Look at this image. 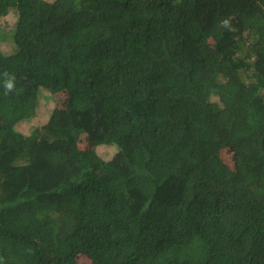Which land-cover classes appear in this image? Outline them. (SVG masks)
I'll list each match as a JSON object with an SVG mask.
<instances>
[{
	"label": "trees",
	"instance_id": "16d2710c",
	"mask_svg": "<svg viewBox=\"0 0 264 264\" xmlns=\"http://www.w3.org/2000/svg\"><path fill=\"white\" fill-rule=\"evenodd\" d=\"M78 255L264 264V0H0V264Z\"/></svg>",
	"mask_w": 264,
	"mask_h": 264
},
{
	"label": "rangeland",
	"instance_id": "374dc122",
	"mask_svg": "<svg viewBox=\"0 0 264 264\" xmlns=\"http://www.w3.org/2000/svg\"><path fill=\"white\" fill-rule=\"evenodd\" d=\"M8 21L10 22L13 21V18L9 17ZM1 48L2 50H6V44L2 43ZM43 96L44 98L40 100L39 105H38V114L33 119L38 124L43 123L47 119L50 111L52 110L54 106L62 105L63 99H64V94L62 92L56 95H51L49 92L44 91ZM28 127H29L28 122L20 123L17 125V128L22 131H27ZM222 137H223L221 139L222 153L231 155V157L232 155L236 154L238 155L237 157H240V155L243 153L242 146H239V147H236V149H233V147H230L228 145L227 140L224 138V135ZM79 145L82 148L95 150L99 155H102L104 158H108L114 152L113 147L99 145L96 141L90 139L89 137L85 135L80 137ZM75 263L76 264H89L90 261L87 258H85V256L78 255L76 257Z\"/></svg>",
	"mask_w": 264,
	"mask_h": 264
},
{
	"label": "clouds",
	"instance_id": "9594fccd",
	"mask_svg": "<svg viewBox=\"0 0 264 264\" xmlns=\"http://www.w3.org/2000/svg\"><path fill=\"white\" fill-rule=\"evenodd\" d=\"M221 23H222L223 27L230 29V22H229L228 19L222 20ZM4 75L8 76V73L5 72ZM4 87H5V95H7L8 93L12 92L14 90V88H15L14 78H9L8 80H6Z\"/></svg>",
	"mask_w": 264,
	"mask_h": 264
}]
</instances>
